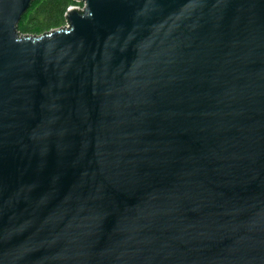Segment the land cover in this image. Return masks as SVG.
<instances>
[{
    "label": "water",
    "instance_id": "obj_1",
    "mask_svg": "<svg viewBox=\"0 0 264 264\" xmlns=\"http://www.w3.org/2000/svg\"><path fill=\"white\" fill-rule=\"evenodd\" d=\"M31 1L0 0V264H264V0L20 35Z\"/></svg>",
    "mask_w": 264,
    "mask_h": 264
},
{
    "label": "trees",
    "instance_id": "obj_2",
    "mask_svg": "<svg viewBox=\"0 0 264 264\" xmlns=\"http://www.w3.org/2000/svg\"><path fill=\"white\" fill-rule=\"evenodd\" d=\"M75 0H32L17 24V32L41 34L66 21V12Z\"/></svg>",
    "mask_w": 264,
    "mask_h": 264
},
{
    "label": "built area",
    "instance_id": "obj_3",
    "mask_svg": "<svg viewBox=\"0 0 264 264\" xmlns=\"http://www.w3.org/2000/svg\"><path fill=\"white\" fill-rule=\"evenodd\" d=\"M74 7H78V8H80V9H84V8L86 7V4H85V2H83L82 0L77 1V4L71 5V6L68 8L67 12H68L70 9L74 8ZM67 12H66V13H67ZM65 15H66V14H65ZM65 26H69V23H68L67 19H66V21L64 22L63 25H61V26H59V27H56V28L65 27ZM56 28H53V30L56 29ZM51 30H52V29H51ZM51 30H49V31H51ZM27 34H28V35H31L32 33H20V35H27ZM41 34H44V33H41ZM41 34H32V35H41Z\"/></svg>",
    "mask_w": 264,
    "mask_h": 264
}]
</instances>
